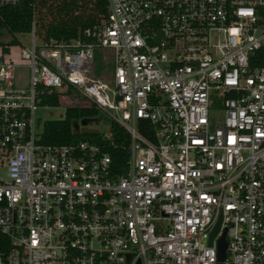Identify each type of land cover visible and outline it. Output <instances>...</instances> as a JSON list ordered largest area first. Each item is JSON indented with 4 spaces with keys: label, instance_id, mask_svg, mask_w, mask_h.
Listing matches in <instances>:
<instances>
[{
    "label": "built area",
    "instance_id": "2783aa9c",
    "mask_svg": "<svg viewBox=\"0 0 264 264\" xmlns=\"http://www.w3.org/2000/svg\"><path fill=\"white\" fill-rule=\"evenodd\" d=\"M107 8L68 41L32 22L25 80L0 57V264H264V0ZM51 96L121 126L125 170L111 125L98 142H44Z\"/></svg>",
    "mask_w": 264,
    "mask_h": 264
},
{
    "label": "trees",
    "instance_id": "16d2710c",
    "mask_svg": "<svg viewBox=\"0 0 264 264\" xmlns=\"http://www.w3.org/2000/svg\"><path fill=\"white\" fill-rule=\"evenodd\" d=\"M108 16L107 0H19L16 3L0 5V34L6 32L11 35L8 42H0L1 52L7 53L10 45L20 44L15 34L30 32L32 22L40 40L68 41L88 27L105 23ZM43 104L59 105L56 96L45 98ZM98 113L93 106L68 107L64 119L45 121L42 140L98 142L101 140L98 131H73L72 128L73 120L96 116ZM110 125L114 143L111 155L117 169L123 171L129 155V135L116 123L111 122Z\"/></svg>",
    "mask_w": 264,
    "mask_h": 264
},
{
    "label": "rangeland",
    "instance_id": "374dc122",
    "mask_svg": "<svg viewBox=\"0 0 264 264\" xmlns=\"http://www.w3.org/2000/svg\"><path fill=\"white\" fill-rule=\"evenodd\" d=\"M15 37L20 42V44L10 45L9 52L2 53L0 46V57L4 61L12 60L19 66L16 68L15 72L17 75L22 76V80H25V75L27 68L25 66L26 62L21 60L19 56V51L21 48V44H26L30 39V33H17ZM11 35L3 32L0 34V42H8L10 40ZM104 61L101 53H96L95 55V66L98 70L103 66ZM67 106L64 104H59L57 106H49L43 105L38 108L35 113V128L37 130H41L45 121L47 120H60L65 118V111ZM222 109L221 105L215 104L212 107L210 112V117L214 120H219L222 118ZM111 123V119L105 113L99 111L96 116L86 117V118H77L73 120L72 128L74 131H84V130H96L100 132L107 133L109 126Z\"/></svg>",
    "mask_w": 264,
    "mask_h": 264
},
{
    "label": "water",
    "instance_id": "95a60500",
    "mask_svg": "<svg viewBox=\"0 0 264 264\" xmlns=\"http://www.w3.org/2000/svg\"><path fill=\"white\" fill-rule=\"evenodd\" d=\"M219 222L220 221L217 222V224L215 225L214 229L212 230L210 234L209 244H211L215 231L218 229ZM225 247H226V241H225L224 233H223L222 237L219 239V242H218V255H219L220 260H222L225 256V251H224Z\"/></svg>",
    "mask_w": 264,
    "mask_h": 264
}]
</instances>
